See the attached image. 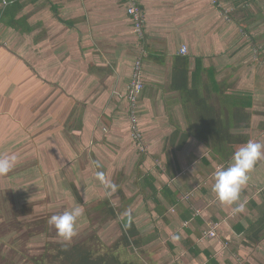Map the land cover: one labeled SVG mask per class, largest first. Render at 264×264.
<instances>
[{
  "label": "crops",
  "instance_id": "1",
  "mask_svg": "<svg viewBox=\"0 0 264 264\" xmlns=\"http://www.w3.org/2000/svg\"><path fill=\"white\" fill-rule=\"evenodd\" d=\"M5 1L0 156L22 150L14 166L28 161L26 170L16 167L20 172L6 176L11 199L25 200L16 181L29 173L27 183L43 187L39 214L55 213L60 195L51 184L69 179L80 203H95V215L105 211L111 220L95 218L105 223L95 224L98 235L87 243L86 217L88 225L77 226L81 240L65 245L85 246L106 264H264V161L241 191L245 212L233 214L235 205L213 192L214 172L233 154L219 156L194 138L198 119L207 115L195 108L199 102L212 118L239 115L247 123L230 134L264 143V0H139L142 38L133 32L125 0ZM139 58L140 155L119 112V105L128 106ZM182 70L194 100L172 87ZM93 161L105 167L114 192L103 190ZM33 195L29 201L37 200ZM127 231L134 235L129 245Z\"/></svg>",
  "mask_w": 264,
  "mask_h": 264
},
{
  "label": "rangeland",
  "instance_id": "2",
  "mask_svg": "<svg viewBox=\"0 0 264 264\" xmlns=\"http://www.w3.org/2000/svg\"><path fill=\"white\" fill-rule=\"evenodd\" d=\"M127 107L123 106L120 108V105H119V112L121 111L124 114V118L121 120V123H124L122 127L124 126L127 129V132H128L127 135L131 141V143L129 144L130 145L135 144L134 145L136 148L135 152L136 154L140 155V154H143V151L140 149L139 143L133 138V135L131 133V118L129 116ZM136 111H138V104H137ZM139 117H140V114H138L137 112L135 116V122L139 129V133L141 135V144H142L143 136H142L140 125H139ZM67 122L72 123L73 121L70 120ZM66 138L69 140L68 137ZM13 142H16V141L14 140ZM23 154L24 152L22 150L20 152L14 153L16 157L21 156ZM140 157L139 158L137 157L136 159L140 161ZM137 164L135 165L133 169V173H132L133 177L131 178V180H134V178L135 179L137 178L136 177L137 172H138ZM27 166H28V161H25V162L19 161L17 162L16 166H14L13 168L21 167L19 169L26 170ZM95 168L100 173L102 172L106 173L105 167L101 166L100 164H99V167L95 166ZM13 171L20 172V170L12 169L7 175L0 176V183L3 184V185L0 184V188H1L0 190V197H1L0 198V264H32V261H35V260H39L40 264H60L58 257H56L57 259H54L55 255L57 254V250H55L52 245L58 244L59 246L65 247L66 246L65 244L73 243L72 241L74 240L80 241L81 235L79 236L77 232V235L70 242L63 241L57 235L55 228L53 226H50L48 223L49 218L53 215L62 214L64 211L70 210L77 206L81 207L82 216L79 219L78 224L80 225L82 223V225H88V222H86L85 218L90 217L89 219L90 222L88 226H92L91 228L92 230H88L90 231L89 233L86 232V235H87L86 240H88L87 243L88 242L92 243V241H90L91 239H93L92 237H96L98 235L97 232L93 231V227H95V224L97 225L100 223L101 224L105 223L104 221L95 222V218L96 220L103 218L106 220V222L107 220H111L110 215H108L105 211H102L103 216L100 215L97 217V215H95V212L93 211L94 207L96 206L95 203L91 205H89L90 203L88 204L80 203L81 199L78 194V189L72 184V182L69 179H65V178H64L65 185L64 183L60 181L57 183L56 182L55 183L52 182V184L50 183L51 189L54 191L53 194L57 193L60 195V200H58L59 205H57V208L53 210L55 213L44 212L43 215L39 214V212H41L40 209H42L40 207L41 190L43 189L42 185L41 187H38L35 185V183H27L30 179H32V178L27 177L29 174L27 172H26L27 175L24 177L18 176L19 179L16 181V183L20 184V182H22V184L18 186L17 191L22 192V194H24L23 198H25V200H22L21 202L17 200H13L11 199L9 195V191H10L9 189L12 188V185L9 186L11 182L6 180L7 179L6 176L8 177ZM116 176L118 178H121L119 174H116L115 177ZM113 179L115 178L113 177ZM16 183H13V184H16ZM101 186L103 187V184ZM134 186L136 185L134 184ZM135 188H138V187L136 186ZM103 190H104V187H103ZM79 192H81L80 189H79ZM87 192H88V189H87ZM32 194H34L33 197L36 195L35 196V198L37 199L36 201L35 199H30L31 201H29L28 198H30V196L32 197ZM85 194L83 195L85 196ZM146 194L149 195L151 193L147 192ZM105 199L106 198H104L103 200L99 202V206L104 208L102 210H105L107 208L106 206L107 202L106 203L104 202ZM48 201L50 202V199H48ZM78 203L81 205H79ZM35 205L36 207H38V209L33 207ZM33 208L34 210H32ZM36 211H38V214L36 213ZM197 211L198 210L194 211V215L197 214ZM84 214L86 215L84 216ZM41 235L43 236L42 239H44V241L43 242L35 241V238ZM57 241H63L64 244L57 243ZM47 244H51L50 249L48 248V251H47Z\"/></svg>",
  "mask_w": 264,
  "mask_h": 264
},
{
  "label": "clouds",
  "instance_id": "3",
  "mask_svg": "<svg viewBox=\"0 0 264 264\" xmlns=\"http://www.w3.org/2000/svg\"><path fill=\"white\" fill-rule=\"evenodd\" d=\"M259 161H264V143L249 140L240 145L234 152L231 162L227 166H220L214 172L213 192L216 199L232 208L233 214L245 212V203L240 201L241 191L250 179V173ZM15 156H0V176L7 175L14 167ZM96 167L99 164L93 161ZM98 179L105 189L116 190V185L107 180L103 173H97ZM82 216V208L77 206L62 214L49 218V225L53 226L57 235L65 242H70L77 235L78 221Z\"/></svg>",
  "mask_w": 264,
  "mask_h": 264
},
{
  "label": "trees",
  "instance_id": "4",
  "mask_svg": "<svg viewBox=\"0 0 264 264\" xmlns=\"http://www.w3.org/2000/svg\"><path fill=\"white\" fill-rule=\"evenodd\" d=\"M6 11V10H5ZM5 13V12H4ZM2 15L1 19H3L6 13ZM183 69H185L186 59H183ZM198 68V65H196ZM182 73L174 77L172 81V87L177 89L178 91L182 92L186 97L188 96L189 99L194 100V92L192 90L187 89V74L186 70H182ZM202 101V100H199ZM195 108L201 112L207 113V115L203 116L202 118L198 119L199 123V130L195 131L194 138L199 141L208 143L211 145L212 150L217 155H223V152L226 154H234L237 148L240 145H243L249 141L248 135L243 134H230L231 129H243L247 128V123L239 115H235V118L232 119H216L212 118L208 115V111L211 109L205 105V103H199L195 105ZM199 113V114H200ZM233 116V115H232ZM240 123H244L242 126H239ZM185 139L187 138L184 137ZM182 141L183 143L185 142ZM224 149V150H223ZM261 218L260 220L262 221ZM128 239L124 238V244L129 245L134 237L132 231H127ZM130 239V240H129ZM51 244H47V251L48 248L50 249ZM55 250H57V254L55 255L54 259L59 258L60 264H106L103 257H98L92 259L91 252L89 248H85L80 244H72L71 246H59L58 244L52 245ZM133 246L136 248L138 247V243L136 240H133ZM32 264H40L39 260L32 261Z\"/></svg>",
  "mask_w": 264,
  "mask_h": 264
},
{
  "label": "built area",
  "instance_id": "5",
  "mask_svg": "<svg viewBox=\"0 0 264 264\" xmlns=\"http://www.w3.org/2000/svg\"><path fill=\"white\" fill-rule=\"evenodd\" d=\"M3 3L2 8L6 5L5 0H1ZM126 2V13L131 19L133 32L139 37H143V22L144 16L143 11L140 8L139 0H125ZM141 59L135 61L130 82L127 87L126 99L128 103V112L131 118V133L133 138L139 143V147L142 150L143 145L141 144V135L139 129L135 122V116L137 114L136 108L139 96L143 91V80H142V71H141ZM214 227L208 230L206 234L210 237H215L213 231Z\"/></svg>",
  "mask_w": 264,
  "mask_h": 264
}]
</instances>
